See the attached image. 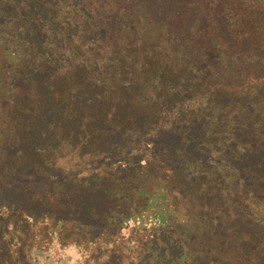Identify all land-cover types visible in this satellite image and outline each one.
Segmentation results:
<instances>
[{
  "label": "trees",
  "instance_id": "obj_1",
  "mask_svg": "<svg viewBox=\"0 0 264 264\" xmlns=\"http://www.w3.org/2000/svg\"><path fill=\"white\" fill-rule=\"evenodd\" d=\"M174 135L180 143L153 162L173 173L228 170V188L254 198L263 216L264 0H0V192L10 207L1 233L18 240L34 211L81 228L84 242L129 223L158 226L184 246L177 259L155 251L144 264H196L187 245L200 242L178 212L180 203L197 212L189 183L156 188L149 170L112 171L137 167L147 140ZM36 185L45 186L37 197ZM61 191L77 195L68 202ZM247 211L240 207L237 231L255 229ZM230 230L215 229V243L240 244V264L254 259L244 245L264 254L262 231L248 244ZM100 242L103 254L131 252L121 240Z\"/></svg>",
  "mask_w": 264,
  "mask_h": 264
},
{
  "label": "rangeland",
  "instance_id": "obj_2",
  "mask_svg": "<svg viewBox=\"0 0 264 264\" xmlns=\"http://www.w3.org/2000/svg\"><path fill=\"white\" fill-rule=\"evenodd\" d=\"M250 93H254V91ZM227 135V130H223V133L217 139V143H215L217 145L216 147L223 149L226 146ZM179 143L180 139L175 135L163 137L160 140L149 139L147 140L148 149H145L144 153L136 158L137 167L129 169L128 166L117 167L113 164L115 167L112 168V171L117 168L119 169L117 172L149 170L156 176L154 179L156 180L155 184H153L156 188L160 186L163 187V185L165 187V180L168 179H175L177 182L186 180L189 183V189L186 190V192L188 196L191 197L190 199L194 201L192 204H195V207H197V212L192 213L189 204L180 203L178 211L180 214V221L187 224L183 225V227H190L188 228L190 237L193 239L196 236L200 242L189 243L190 245H187V248L189 247L190 250L187 251L194 254V261L196 264H240L239 262L241 260L236 259L240 254L239 252H242L241 247H239L240 244H238V247L232 244L231 246H227V248L222 245H217L215 243V241H217L215 240L216 236L213 235L214 230L224 224L230 225V231H232L231 235L242 236V239L235 238L238 243H248L252 234H258L255 230L264 233V224L263 227L261 226L264 222V201L257 205L263 216L256 214L252 208L253 204L251 203L254 198H241L240 195H236L233 190L228 188V175L226 173L228 170L225 172L218 170L216 172L215 169H212L210 173L213 174L211 175L204 171L205 167L203 165H200V167H193L192 174H190L186 167L173 173V170L167 172V170L163 169L165 166H169V164L165 162H161L160 164H158V162H153L161 152H168L166 148L172 145L177 146ZM192 148V151L196 155L204 158L202 154L207 152L205 149H201V147L197 148L195 145H193ZM207 159H209V156L206 157V161L203 160L204 164L208 163ZM198 161H201V158H199ZM61 162L63 164L66 163V166L70 168L71 159H65V162L61 160ZM246 163L247 162H245V164ZM92 171L96 172L97 168L94 170L92 169ZM188 183H178L177 190L180 191V189L186 186L188 187ZM33 188L35 189L34 196L37 197V194L40 195L43 193L42 191L45 189V186L36 185ZM25 190L28 192L29 189L25 188ZM76 192L77 191L72 192L75 197L77 195ZM2 194L6 196V192H0V222L4 220L7 210L10 208L9 205H5L7 200H9L8 197L2 196ZM62 194L66 196L63 192ZM151 195L152 194L149 196L148 194L149 199H151ZM75 197L67 198L66 196L64 200L71 202ZM112 197L114 196L112 195ZM262 198L264 199V197H258L257 200L261 201ZM240 203H244V205H237ZM240 207L248 209L247 213L243 215V220L252 219V226L255 227L254 230L237 231L236 226L239 224L238 214ZM255 210L258 211L256 208ZM182 212H184V214ZM68 214L70 216L72 212ZM196 215L199 216L197 220H195ZM31 218V222H24V220H21V223H25L24 229L27 231H25L26 233L24 235L20 233L18 240H16L13 235L0 232V240L5 239V242L2 243L4 245H0V264H106L107 262H109V264H119L118 260H120L121 264H133L132 258L134 251L135 254H137V258L134 259V264H144L148 262L152 253L155 251V255L159 258L164 259L166 257L170 260L173 258L177 259L181 249L179 245L181 244L184 246V243L180 239L175 238V240H173L169 234L167 235V233L159 231L162 229L158 226L156 229L151 226H147V228H134V224L129 223L128 227H123L120 231L117 229L111 230V235L105 234L100 240L104 242L107 239L111 241L121 240L122 244L131 248V252L127 251L121 256L117 250H114V247H109L110 251L104 252V255L100 247H105V245L100 242L99 239H95L93 242H84L88 234L74 224H58V226L56 221L50 219L49 216L40 211H34ZM195 223L197 224L196 226ZM0 231H2V229H0ZM228 231L229 229L226 230V232ZM115 233H119L116 238ZM93 234L94 233L91 232L89 235ZM97 235H99L98 232ZM94 237L98 236L94 234ZM133 239L139 241L136 242V240L133 241ZM201 243L203 246L200 245ZM244 246L249 249V256L254 257V259H249V262L245 264H263L264 254H261L260 247L256 246L254 248L253 246L250 248L249 246ZM124 249L127 250V248ZM201 250L206 252L205 256L201 254ZM222 251H224V253H222ZM214 252L216 253L215 258L214 256H208L214 254Z\"/></svg>",
  "mask_w": 264,
  "mask_h": 264
}]
</instances>
